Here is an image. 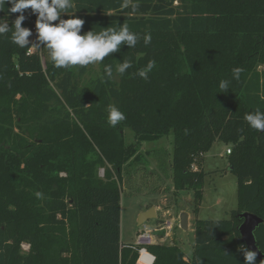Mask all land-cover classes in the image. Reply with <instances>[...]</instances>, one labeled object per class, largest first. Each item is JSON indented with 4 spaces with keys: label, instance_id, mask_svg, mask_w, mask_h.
Here are the masks:
<instances>
[{
    "label": "trees",
    "instance_id": "16d2710c",
    "mask_svg": "<svg viewBox=\"0 0 264 264\" xmlns=\"http://www.w3.org/2000/svg\"><path fill=\"white\" fill-rule=\"evenodd\" d=\"M73 2L82 34L126 21L141 39L105 57L84 85L92 64L57 68L38 40L21 48L11 32L0 35V264H245L239 213L264 218V132L244 119L264 111V0H138L136 11L121 8L122 0ZM11 6L0 22L14 28L19 13ZM24 14L22 26H36L38 14ZM127 58L133 66L121 75L116 65ZM153 59L145 80L138 70ZM109 104L126 115L115 127ZM125 128L136 142H126ZM170 134L174 188L193 189L196 207L204 153L215 141L232 146L239 206L228 219H196L190 258L177 244L121 240L124 173L140 160L139 143ZM255 236L264 253V222Z\"/></svg>",
    "mask_w": 264,
    "mask_h": 264
},
{
    "label": "rangeland",
    "instance_id": "374dc122",
    "mask_svg": "<svg viewBox=\"0 0 264 264\" xmlns=\"http://www.w3.org/2000/svg\"><path fill=\"white\" fill-rule=\"evenodd\" d=\"M37 31V30H32ZM37 44L33 47L36 50ZM44 64V61H43ZM45 67V64H44ZM262 69V66H259ZM101 73L100 63L92 64L81 82L87 85ZM20 132L19 128L16 129ZM127 143L136 142L134 132L125 128ZM175 145L173 134L155 141L138 144L140 160L124 173L121 196V240L124 243H135L136 236L144 227L155 229L159 223L169 220L172 223L170 236L165 238L169 244L179 245L184 252L191 255L195 241L196 219H228L232 211L239 206L237 177L229 169L227 148L221 141H215L204 153L203 170L206 175L203 182V198L198 207L195 205L193 189L175 190L172 179L171 158ZM104 168L99 170L104 175ZM155 206L157 218L139 225L141 212ZM186 211L191 214V226L188 230L180 228V214ZM21 248H29L23 243Z\"/></svg>",
    "mask_w": 264,
    "mask_h": 264
},
{
    "label": "clouds",
    "instance_id": "9594fccd",
    "mask_svg": "<svg viewBox=\"0 0 264 264\" xmlns=\"http://www.w3.org/2000/svg\"><path fill=\"white\" fill-rule=\"evenodd\" d=\"M8 0H0V11ZM11 13H19L14 21V28L9 26L8 21L0 22V35H7L11 32V42L21 48H27L30 44L29 37L32 35L30 28L23 27V22L27 18L25 10L31 9L38 14L36 20V30L38 33V45L47 49L49 57L57 68L71 69L74 66L86 67L90 64L102 62L105 57L118 52L123 45L134 48L140 41L138 33L131 31L129 24L125 21L119 26L101 28L100 31L90 30L82 34L85 21L70 9L75 7L73 0H10ZM121 8L131 7L133 11L139 8L138 0H122ZM67 14L70 18L63 19ZM144 44L151 43V35L144 36ZM156 61L150 60L146 67L138 70V75L143 79H148V73L155 67ZM133 66L131 58L124 59L122 63L116 65L115 71L124 74ZM108 78L113 76V66L106 65L104 69ZM243 68L233 69V75L239 79ZM228 81H221L220 88L227 91ZM107 120L110 126L115 127L126 119V115L115 105L109 104L106 108ZM249 126L256 131L264 132V111L256 109L254 112L246 113L244 117ZM37 193V196H40ZM244 253L245 264H256L258 253L241 247ZM264 264V260L260 261Z\"/></svg>",
    "mask_w": 264,
    "mask_h": 264
},
{
    "label": "water",
    "instance_id": "95a60500",
    "mask_svg": "<svg viewBox=\"0 0 264 264\" xmlns=\"http://www.w3.org/2000/svg\"><path fill=\"white\" fill-rule=\"evenodd\" d=\"M29 40H38L37 31H32V35L29 37ZM239 217L242 219L241 223L238 226L241 240L245 243L246 247L249 250H253L258 253L257 258L259 260H264V253L258 247L255 236V231L264 222V218L249 211L240 212ZM154 218H157V212L155 206H151L149 209L140 213L138 224L143 225L148 220ZM180 228H182L183 230H188L189 228V213H187L186 211H183L180 214ZM152 233L156 237L165 236L167 233V229L165 227L156 228L152 230Z\"/></svg>",
    "mask_w": 264,
    "mask_h": 264
},
{
    "label": "built area",
    "instance_id": "2783aa9c",
    "mask_svg": "<svg viewBox=\"0 0 264 264\" xmlns=\"http://www.w3.org/2000/svg\"><path fill=\"white\" fill-rule=\"evenodd\" d=\"M31 30H36V26L30 28ZM231 152L230 148H227L226 153L229 154ZM104 172V171H103ZM165 227L167 229V232H169L172 229V223L169 220H164V222L159 224L158 228ZM155 237L152 233V230H148L146 227L142 231L138 232V235L136 236L135 244L138 246H145L147 244H151L155 242Z\"/></svg>",
    "mask_w": 264,
    "mask_h": 264
},
{
    "label": "crops",
    "instance_id": "0c3cea01",
    "mask_svg": "<svg viewBox=\"0 0 264 264\" xmlns=\"http://www.w3.org/2000/svg\"><path fill=\"white\" fill-rule=\"evenodd\" d=\"M159 224H160V223H159ZM159 224H158L157 227H155V229L159 227ZM194 225H195V224H194ZM190 226H191V214L189 213V228H190ZM189 228H188V229H189ZM152 230H154V229H152ZM170 235H171V234H170V231H169V232L166 233L165 236L155 237V242H160V243H163V244H169V243L165 242V238H166V237H169ZM194 244H195V241H194ZM193 252H194V246H193V251H192L191 255H188V254L185 252L186 257H187V258H190V257L192 256Z\"/></svg>",
    "mask_w": 264,
    "mask_h": 264
}]
</instances>
